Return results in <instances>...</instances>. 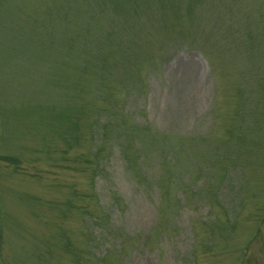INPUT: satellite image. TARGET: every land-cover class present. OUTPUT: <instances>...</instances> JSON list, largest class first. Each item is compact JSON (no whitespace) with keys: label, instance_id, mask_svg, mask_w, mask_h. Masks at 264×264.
Masks as SVG:
<instances>
[{"label":"rangeland","instance_id":"374dc122","mask_svg":"<svg viewBox=\"0 0 264 264\" xmlns=\"http://www.w3.org/2000/svg\"><path fill=\"white\" fill-rule=\"evenodd\" d=\"M0 264H264V0H0Z\"/></svg>","mask_w":264,"mask_h":264}]
</instances>
